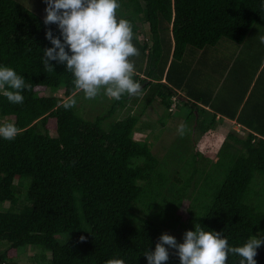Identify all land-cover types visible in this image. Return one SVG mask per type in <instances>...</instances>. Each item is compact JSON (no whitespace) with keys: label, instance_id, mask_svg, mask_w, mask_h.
<instances>
[{"label":"trees","instance_id":"trees-1","mask_svg":"<svg viewBox=\"0 0 264 264\" xmlns=\"http://www.w3.org/2000/svg\"><path fill=\"white\" fill-rule=\"evenodd\" d=\"M119 3L118 16L132 22L140 51L132 59L134 79L146 94L143 107L159 103L169 113L190 107L187 137H178L160 159L147 141L134 139L140 115L108 123L140 95L98 96L112 104L95 120L80 114L82 92L66 110L72 74L65 64L51 61L54 69L47 71L42 62L43 49L52 47L46 32L58 36V26H46L44 17L15 0H0V66L32 86L22 104L0 92V123L19 129L12 141L0 137V264H17L27 247L51 253L39 264H105L110 258L148 264L144 253L155 250L161 235L176 232L182 243L196 224L221 232L230 246L264 237V48L250 50L244 65L209 57L223 39L241 45L264 28V0ZM231 66L229 75L236 74L230 79ZM206 111L211 125L200 118ZM218 118L234 121L244 135L230 134L212 162L193 148L192 132L198 126L208 133ZM185 206L188 222L181 217ZM169 251L167 264H180L176 250ZM257 252V264H264V245ZM239 260L229 254L227 264Z\"/></svg>","mask_w":264,"mask_h":264},{"label":"clouds","instance_id":"clouds-1","mask_svg":"<svg viewBox=\"0 0 264 264\" xmlns=\"http://www.w3.org/2000/svg\"><path fill=\"white\" fill-rule=\"evenodd\" d=\"M47 7L44 24L58 26L59 35L51 28L46 38L52 47L43 49L42 62L47 71L54 69L51 61L66 65L72 74L74 91L62 106L68 110L76 106L75 96L83 93L87 100L106 96L116 101L125 95L139 96L142 85L134 79L135 61L140 51L134 46L135 34L130 20L118 16L119 0H44ZM264 44V35L259 36ZM31 85L8 66H0V92L12 104H22L25 89ZM183 137L187 126L177 129ZM19 133L14 122L0 123V137L12 141ZM83 240L84 237H81ZM264 245V237L252 235L242 246H230L221 232L206 231L200 224L184 233L183 242L167 233L159 237L155 250L144 253L148 264H167L169 249H175L180 264H227L229 254L240 257L239 264H257V249ZM167 246V247H166ZM105 264H125L123 259L110 258Z\"/></svg>","mask_w":264,"mask_h":264},{"label":"rangeland","instance_id":"rangeland-1","mask_svg":"<svg viewBox=\"0 0 264 264\" xmlns=\"http://www.w3.org/2000/svg\"><path fill=\"white\" fill-rule=\"evenodd\" d=\"M16 2L24 5L26 8L31 10L32 12L45 17L46 12L45 8L47 5L44 0H15ZM256 30L252 39L246 40L243 44L239 45L233 41L223 39L217 46L209 49V57L211 58H221L225 63H232L234 66V62L240 64H245L248 62L250 57L248 56V52L253 49L262 50L264 45L260 43L259 35L264 32V28ZM148 25L142 24V31L148 33ZM139 39L141 41L149 40L148 35L140 34ZM227 74L228 78L234 77L235 70L229 75L231 69ZM56 94L58 96H63V91H59ZM45 95V94H43ZM47 96L51 95V91L46 92ZM145 93L140 95V98L135 99L136 102L131 101L128 103V107L123 111H120L115 117L108 121L114 122L116 120L125 119L128 115L135 114L140 115L141 119L137 126V129L134 133V139L137 141H147L152 146V151L155 155H157L160 159H163L169 149L173 146V144L181 139V135L178 133L177 129L180 124H185V118L190 113V107H175L173 112H166L165 109L159 104L154 103L147 108L143 107L142 103H145ZM98 99L87 100L85 102L82 101L79 105L80 114L88 120H95L97 117L104 115L108 112L111 107L112 102L105 101H97ZM179 106V105H178ZM201 120H207L208 125H211L213 115L210 111H206L204 116L200 117ZM187 126V125H186ZM50 128H55L54 123L50 124ZM191 127H187L189 130ZM230 134H240L244 135L241 130V127L236 125L233 121H228L227 119L218 118L216 121V125L211 127L208 133H202L200 128L195 126L193 128L192 137H193V148L197 150V152L201 153L205 158L211 160L212 162H216L218 160V153L223 145L224 141L227 140ZM187 134H185V138ZM171 152V149H170ZM24 205V199H20V203L18 208L21 209ZM10 206L7 203L4 208H8ZM189 206H185L181 211V217L186 222H188L190 215L188 211ZM169 235L174 236L175 238L181 237V235L176 232L167 231ZM5 249V247L0 246V250ZM46 256L47 260H50L52 255L51 253H44L38 249L37 247H27L21 250L19 257L16 259L17 264H39L42 262V256Z\"/></svg>","mask_w":264,"mask_h":264},{"label":"crops","instance_id":"crops-1","mask_svg":"<svg viewBox=\"0 0 264 264\" xmlns=\"http://www.w3.org/2000/svg\"><path fill=\"white\" fill-rule=\"evenodd\" d=\"M145 35V34H144ZM184 94V93H183ZM224 119V118H223ZM226 119V118H225ZM228 121H230L229 119H227ZM234 122V121H233Z\"/></svg>","mask_w":264,"mask_h":264}]
</instances>
